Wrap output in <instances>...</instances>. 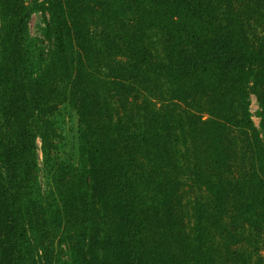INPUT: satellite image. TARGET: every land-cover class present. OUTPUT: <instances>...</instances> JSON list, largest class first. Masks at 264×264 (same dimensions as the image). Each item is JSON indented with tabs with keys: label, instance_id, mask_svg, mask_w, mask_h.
Masks as SVG:
<instances>
[{
	"label": "trees",
	"instance_id": "obj_1",
	"mask_svg": "<svg viewBox=\"0 0 264 264\" xmlns=\"http://www.w3.org/2000/svg\"><path fill=\"white\" fill-rule=\"evenodd\" d=\"M67 105L80 167L59 160ZM74 206L121 231L86 212L69 233ZM144 252L264 264V0H0V264Z\"/></svg>",
	"mask_w": 264,
	"mask_h": 264
},
{
	"label": "rangeland",
	"instance_id": "obj_2",
	"mask_svg": "<svg viewBox=\"0 0 264 264\" xmlns=\"http://www.w3.org/2000/svg\"><path fill=\"white\" fill-rule=\"evenodd\" d=\"M43 23V18L42 15L40 13H36L33 16L32 19V28H33V32L35 33L36 30H38V28L40 26H42ZM164 83L159 84L157 87L159 86H164ZM168 88V87H167ZM166 88V89H167ZM251 110L253 112V119L255 121V123L257 125H259L260 123V116L258 115V111H259V104L257 101L256 96L253 94L251 96ZM61 114L58 118L59 121V131L61 133V138L58 141L59 144V160L61 161H66L67 163H73V165H75V167H80L81 166V152H80V130H79V116L78 113L75 109H73L70 105L67 106H63V108L61 109ZM196 132V131H195ZM197 133V132H196ZM40 144V141H39ZM223 145L226 146V140H223V144L219 145L218 147H222ZM178 164L175 165L174 169H178ZM185 167H187L185 165ZM48 168V167H45ZM188 174V173H187ZM190 175V174H189ZM47 180L46 183L50 180V175L48 177V175H45ZM187 179H184L183 182L185 183L186 187H187V183H186ZM193 184L199 188V192H201V182L200 185L199 183L197 184L195 182V180L193 179ZM183 189H186L183 187ZM196 194L198 196H200L201 194H198V192L196 191ZM149 198L152 197V193L149 194L148 196ZM178 206V205H177ZM77 212H75L74 214H70V216H68V220L65 222V229L66 231H68L69 233H73V232H77L78 230H80L75 223V219H78L81 215L86 214V212H89L92 216H93V228H99L102 229V231H107L109 233H111V228L112 231L114 229L119 230L120 226L116 225V217L114 214L110 215L106 214L105 217H103L101 215L100 209L98 207H94V211L90 212L88 211L87 207H76ZM79 225L81 226H86V224L79 222ZM119 227V229H118ZM121 230H119L120 232ZM62 233V229L61 231H59V236H57V238H55V242H57L60 238V235ZM113 234H117L116 232H113ZM144 240V239H143ZM48 244V243H47ZM143 246V244H141ZM240 249H241V245H242V241L239 244ZM47 246V245H46ZM145 248V245L144 247ZM241 251V250H240ZM142 258V264H145V252L144 255L141 257ZM233 264H238L237 260L235 262H233Z\"/></svg>",
	"mask_w": 264,
	"mask_h": 264
}]
</instances>
